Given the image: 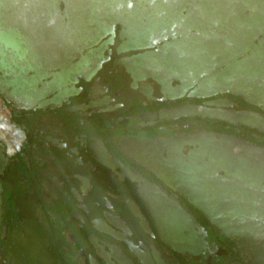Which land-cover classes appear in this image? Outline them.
<instances>
[{
  "label": "flooded vegetation",
  "instance_id": "af4514ba",
  "mask_svg": "<svg viewBox=\"0 0 264 264\" xmlns=\"http://www.w3.org/2000/svg\"><path fill=\"white\" fill-rule=\"evenodd\" d=\"M118 28L33 45L48 65L37 85L48 83V95L34 103L0 83V264H264V97L214 94L191 83L193 72L182 82L175 70L137 65L157 46L122 51ZM196 40L157 45L188 43L192 61ZM199 40L208 56L216 40ZM198 133L258 146L227 150L239 172L218 171L220 186L210 187L238 212L225 211L222 227L174 180L182 162L207 161L191 142Z\"/></svg>",
  "mask_w": 264,
  "mask_h": 264
},
{
  "label": "water",
  "instance_id": "95a60500",
  "mask_svg": "<svg viewBox=\"0 0 264 264\" xmlns=\"http://www.w3.org/2000/svg\"><path fill=\"white\" fill-rule=\"evenodd\" d=\"M60 4L64 6L62 10ZM48 19L58 21L53 22L49 33L48 26L44 25ZM116 26L119 27L118 36L125 39L121 44L122 51L157 46L155 50L137 55V65H157L173 73L175 70L174 77L182 82L193 72L191 83L214 88V94L222 90L218 87L227 90L238 87L257 99L264 97V0H0V72L4 77L0 83L11 87L10 94L23 96L34 103L48 95V83L42 89L37 88L48 76V65H43L42 53L33 49V45L47 43L48 34L114 36ZM174 35L197 38V51L192 55V61L182 46L188 43L157 45L158 41ZM200 37L216 40L206 49L208 56L203 54L205 46L199 43ZM217 39L227 45L222 46ZM220 52L226 56L221 61L217 58ZM29 72L32 74L28 75ZM67 73L62 72L60 77L67 79ZM150 76L157 79L153 74ZM226 120L237 123L233 119ZM241 122L250 124L247 120ZM188 142L183 136L181 144ZM191 142L196 144L197 154L206 157L207 161L196 166H190L195 163L193 161L182 162L174 172V180L182 187L190 188L191 196H194L192 205L208 216L213 213L217 219L212 220L222 227L228 223L221 218L225 211L228 215L238 212L232 207L223 208L217 201L222 193H216V189L209 197L210 187L220 186L217 181L221 178L216 177L218 171L239 172L238 161L230 160L227 150L234 147L256 149L258 146L232 136L216 138L207 133H198L195 142ZM248 154L251 153L245 152L241 156Z\"/></svg>",
  "mask_w": 264,
  "mask_h": 264
}]
</instances>
